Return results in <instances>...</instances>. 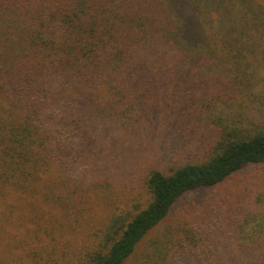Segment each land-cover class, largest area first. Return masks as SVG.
Returning <instances> with one entry per match:
<instances>
[{
	"label": "trees",
	"instance_id": "trees-1",
	"mask_svg": "<svg viewBox=\"0 0 264 264\" xmlns=\"http://www.w3.org/2000/svg\"><path fill=\"white\" fill-rule=\"evenodd\" d=\"M180 66L217 90L203 108L219 114L204 156L143 169L136 198L73 243L56 237L92 196L111 201L108 180L84 169L89 138L130 114L190 113ZM263 110L264 0H0V264L12 241L14 264H253L236 239L264 212L262 181L136 249L186 193L264 164Z\"/></svg>",
	"mask_w": 264,
	"mask_h": 264
},
{
	"label": "rangeland",
	"instance_id": "rangeland-1",
	"mask_svg": "<svg viewBox=\"0 0 264 264\" xmlns=\"http://www.w3.org/2000/svg\"><path fill=\"white\" fill-rule=\"evenodd\" d=\"M178 69L182 73L183 81L186 79L188 87H193L189 90H186V86L181 89L183 93L187 94V97L191 98L190 104L181 100L184 106L182 111L188 110L190 113L130 114L131 118L126 120V124L112 126L111 131L106 133L99 131L97 136L89 138L85 143L87 161L83 164L86 165L84 169H95L98 176L108 180L109 191H111L108 196L111 201L108 199V201L106 199L102 201L101 194H99L100 200H95L92 194V200L86 203L84 211L78 206V209L75 208V213L70 217H65L64 212L59 211L61 219L62 216L66 218L62 221L67 225L63 230H55L56 237L60 234H62L61 238L65 237V232H61L67 231L66 236L69 237L67 239L73 243L81 239V233L85 229L93 224H98L100 217L105 215L106 210L111 208L113 203L120 207L127 200L136 198L137 193L142 190L138 186V178L143 169L162 167L173 161H196L204 156L206 147L218 128L217 116L219 114H207L203 108L212 105L211 102H208L215 99L217 90L211 78L206 81H197L198 79L193 76V79V67L184 69L183 66H180ZM205 96L208 98L204 102L203 97ZM227 99L225 96L222 101H227ZM182 111L180 110V112ZM260 115L264 116V114ZM258 181L264 182V164L248 165L218 186L186 193L175 202L168 216L143 238L136 251L139 253L143 249L150 248L153 240L166 239L170 227L176 224L178 218L197 210L208 212L207 209L211 204L230 195L237 187L238 190L247 187L253 190L254 184ZM75 215L79 217L74 219ZM35 228V226L30 228L32 233ZM242 229L236 239L238 254H244L241 259L246 260V263L251 261L253 264H264L262 252L258 248V245L264 246V212L252 215L247 225ZM174 232L176 231L174 230ZM17 233L21 237L27 235L22 228ZM32 240L34 241V239ZM222 242L224 241L222 240ZM11 245L12 248H7L5 254L7 257L10 253L11 259H5L4 264H8L7 260H11L10 262L14 264L22 256L18 243L12 241ZM227 247L229 246H220L219 248V251L222 250L223 256H225ZM60 254L59 252L58 255ZM0 257L3 258L1 250Z\"/></svg>",
	"mask_w": 264,
	"mask_h": 264
}]
</instances>
